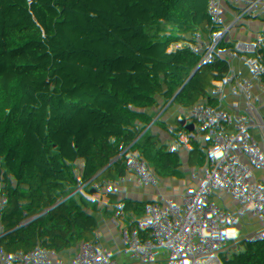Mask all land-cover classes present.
Returning a JSON list of instances; mask_svg holds the SVG:
<instances>
[{
    "label": "trees",
    "instance_id": "trees-1",
    "mask_svg": "<svg viewBox=\"0 0 264 264\" xmlns=\"http://www.w3.org/2000/svg\"><path fill=\"white\" fill-rule=\"evenodd\" d=\"M142 17L160 31L158 64L182 118L264 115V0L253 18L219 0H0V264H99L108 241L146 240L184 206L182 193L154 201L147 181L128 182L166 161L165 130L133 123L96 90L104 80L150 98L115 37L118 20ZM236 173L224 187L231 220L233 205L250 209Z\"/></svg>",
    "mask_w": 264,
    "mask_h": 264
},
{
    "label": "built area",
    "instance_id": "built-area-1",
    "mask_svg": "<svg viewBox=\"0 0 264 264\" xmlns=\"http://www.w3.org/2000/svg\"><path fill=\"white\" fill-rule=\"evenodd\" d=\"M225 7L242 10L250 17L255 16L258 0H248V5L230 0H219ZM115 37L127 42L131 56L123 62L138 68L140 75L148 77L145 89L150 98L139 103L132 97L124 96L100 80L96 90L106 91L129 119L145 128H163L164 143L168 152L164 163L149 162L132 174L128 182L145 180L156 188L154 201L172 193H182L184 206L172 213L163 230L146 240H138L134 255H127L126 264H264V182L258 181L260 202L242 215L238 206L233 205L232 214L241 220L226 216L231 205L226 187L231 173L238 168L214 162L205 171L194 170L187 175L190 163L203 160L202 152L220 151L225 156L232 154L235 144H253L264 138V115L256 122H249L245 112L228 121L214 125L211 122L192 124L182 118L177 105L172 101L173 84L168 74L158 64L159 29H151L144 22L138 26L125 19L118 20ZM264 30V23L258 24ZM150 54L151 59L144 56ZM236 157V156H235ZM236 159V158H235ZM234 160V158H233ZM189 176V178H188ZM130 232L119 237L114 250L99 264L106 263L128 240ZM143 251L152 256L145 261L136 254Z\"/></svg>",
    "mask_w": 264,
    "mask_h": 264
},
{
    "label": "crops",
    "instance_id": "crops-1",
    "mask_svg": "<svg viewBox=\"0 0 264 264\" xmlns=\"http://www.w3.org/2000/svg\"><path fill=\"white\" fill-rule=\"evenodd\" d=\"M233 149L230 156H225L220 151L216 150L202 152L203 160L190 163L187 168V175H191L196 169L205 171L209 169V165L214 162H222L228 166L236 164L239 168L234 182L240 186L242 194L247 197L251 209L261 201L257 182H264V138L256 140L251 145L241 143L235 144ZM203 155L205 157H203ZM206 158L209 159V161H207ZM118 239L119 237L108 241V244L112 248L111 251L114 250ZM137 241L136 238L130 236L119 250L112 255L107 263L126 264L125 258L127 255H134V247L137 245Z\"/></svg>",
    "mask_w": 264,
    "mask_h": 264
},
{
    "label": "water",
    "instance_id": "water-1",
    "mask_svg": "<svg viewBox=\"0 0 264 264\" xmlns=\"http://www.w3.org/2000/svg\"><path fill=\"white\" fill-rule=\"evenodd\" d=\"M137 254H138L139 257H143L144 252L141 251V252H139V253H137ZM143 258H144L145 261H148V262L152 261V256H150V255L145 256V257H143Z\"/></svg>",
    "mask_w": 264,
    "mask_h": 264
},
{
    "label": "rangeland",
    "instance_id": "rangeland-1",
    "mask_svg": "<svg viewBox=\"0 0 264 264\" xmlns=\"http://www.w3.org/2000/svg\"><path fill=\"white\" fill-rule=\"evenodd\" d=\"M148 80L149 79L147 76H143V83L141 85V87H143V88H141V90H149V89H145V87H144V85H146V82H148ZM203 157H205V156L203 155ZM206 160L209 161V159H207V158H206Z\"/></svg>",
    "mask_w": 264,
    "mask_h": 264
}]
</instances>
